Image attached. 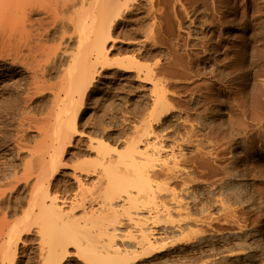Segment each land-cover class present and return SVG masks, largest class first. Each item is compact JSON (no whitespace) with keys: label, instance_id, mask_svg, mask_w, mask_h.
<instances>
[{"label":"rangeland","instance_id":"obj_1","mask_svg":"<svg viewBox=\"0 0 264 264\" xmlns=\"http://www.w3.org/2000/svg\"><path fill=\"white\" fill-rule=\"evenodd\" d=\"M63 1L65 7L54 19L45 12L33 16L43 18L50 32H44V45L35 53L41 61L30 58L33 69L25 64L31 72L14 58L12 48L5 47L9 52L2 48L11 57L0 48V264L42 262L40 232L36 226L27 231L28 227L20 225L26 217L33 221L37 211L33 209L32 214L28 205L36 175L43 169L36 159L31 160L36 148L64 147L59 165L47 158L44 170L53 182L60 183L54 182L60 192H50L65 197L62 207L69 212L70 205L84 194L73 176L80 178L83 188H92L102 174V155L109 153L107 159L112 162L118 157L128 160V147L145 139V133L162 149L161 159L154 160L156 165L180 158L176 170L184 177L179 174L166 180L160 175L154 183L175 190L179 204L186 207L179 208L187 212L177 207L174 210L180 211L169 215L156 212L150 201L149 209L136 214L133 202V209H118L106 216L119 226L111 241L102 232L101 227L107 225L101 218L84 215L87 208L106 214L101 209L105 197L98 189L95 197L99 198L91 207L72 210L75 217H81L77 226L56 227L61 224L54 222L57 225L49 227L55 233L81 229V246L69 244L61 264L104 260L102 264H115L110 254L115 259L117 255L106 251L115 246L122 254L128 251L131 264H264V0H117L113 7L118 6L120 12L110 37L106 35L109 39L103 35L99 41L98 46L104 43L105 49L98 64L93 41L89 44L95 38L91 33L100 30V9L105 5L109 9L114 0H86L84 5L82 0ZM75 17L84 26H78ZM82 50L88 54L83 59ZM76 53L78 63H73ZM79 62H83L81 71ZM121 62L128 64H124L127 70ZM37 77L44 83L38 91ZM77 78L86 81L78 83ZM57 94L62 111L55 102ZM73 111L77 116L74 131L69 124ZM101 141L108 149H98ZM179 155L186 159L184 163ZM78 167L95 171L87 174ZM109 168L117 172L114 164ZM145 196L142 191L137 198L146 201ZM141 231L152 232V244L159 250L139 254L142 251L134 245ZM8 240L11 247L5 250Z\"/></svg>","mask_w":264,"mask_h":264},{"label":"bare ground","instance_id":"obj_2","mask_svg":"<svg viewBox=\"0 0 264 264\" xmlns=\"http://www.w3.org/2000/svg\"><path fill=\"white\" fill-rule=\"evenodd\" d=\"M51 1L52 0H0V13L2 14V15H0V17H4L3 19H2V21H0V40H1V43H0V45H1V50L3 51V53H5L6 55H10V54H7V52H4L7 48H5V47H9V48H12L13 50L12 51H15V54H13V55H16V56H14V58L16 57V58H18L19 59V62L18 63H22V64H27V65H30V64H28V63H30L28 60L31 58V59H33L34 57H35V53L37 52V50H39L40 48H42L43 47V45H44V41L42 42V39H41V37L42 38H44L43 37V34H44V32H46L47 31V29H45V22L46 21H44V19L43 18H39L38 17V19L36 18V19H33V16L35 15V14H39V13H42V12H45V14H47V16H48V18H49V15H50V17H52L53 16V19H54V17H56V15H58L59 13H60V8H61V11H63V9H62V7L64 6V4L65 3H63L62 4V0L60 1L59 0V2L61 3H59L57 0H53L52 1V3H51ZM66 1V0H65ZM65 1H63V2H65ZM76 1V0H75ZM85 1L86 0H82L80 3L81 4H83V2H84V4H85ZM98 1V0H97ZM102 1V0H101ZM108 1V0H107ZM117 0H114L113 2H112V6L110 5V7H109V9H112V8H114L113 7V4H115V2H116ZM51 3V4H49V6H48V3ZM71 2H72V0H71ZM70 2V3H71ZM78 2H79V0H78ZM87 2H88V0H87ZM118 2V1H117ZM89 3V2H88ZM92 2H90V4H91ZM101 3H103V4H105L104 3V1L103 2H101ZM109 3V2H108ZM76 4V3H75ZM78 4V3H77ZM83 4V5H84ZM100 4V3H99ZM103 4H101V6L103 5ZM106 4H107V2H106ZM73 5V4H72ZM71 5V6H72ZM82 5V6H83ZM86 5H88L87 3H86ZM92 5V4H91ZM91 5H88V6H91ZM97 5H98V3H97ZM119 5V4H118ZM121 5V4H120ZM119 5V6H120ZM122 5L123 6H120V7H124V4L122 3ZM69 6V5H68ZM81 6V5H80ZM107 5H105V7H106ZM65 7V6H64ZM93 7V6H92ZM98 7V6H97ZM100 7V6H99ZM101 8L100 9V13L99 12H97V13H99V15L97 14V16H98V24H99V27H100V30L95 34V35H93L92 33H91V35L92 36H95V38H94V40H92V38H91V42L89 43V44H92V41H93V49H94V51H97V53H96V62H95V64L97 63L98 64V62H99V60L97 61V58H99V57H101L102 55H103V52H104V49H105V44L103 43V47L101 48L100 46H98L100 43H99V41H100V39H101V37H103V35H107L108 34V36L110 37V30H111V28H112V26H113V22L115 21V17L117 16L118 17V14H119V12L120 11H117V8H118V6L117 7H115V10L113 9L112 11L110 10V12L109 13H107V11H109V9H108V7H106V8ZM119 7V8H120ZM17 9V11L16 12H11V9ZM66 8H67V6H66ZM69 8H70V6H69ZM75 8V7H74ZM83 8V7H82ZM88 8V7H87ZM89 8H91V7H89ZM93 8H95V7H93ZM99 8H97V10H98ZM102 9H104V11L102 10ZM91 10V9H90ZM96 10V11H97ZM122 10V9H121ZM99 11V10H98ZM93 12V11H92ZM77 13V12H76ZM5 14V15H4ZM120 14H122V13H120ZM4 15V16H3ZM43 15V14H42ZM78 14H75V16H77ZM87 15H88V13H87ZM41 16V15H40ZM79 16H81V15H79ZM119 16H121V15H119ZM42 17V16H41ZM44 17V16H43ZM46 17V16H45ZM44 17V18H45ZM78 17V16H77ZM90 17V16H89ZM48 18H47V20H48ZM72 18H74V17H71L70 18V21L71 20H73ZM79 18V17H78ZM78 18H76L75 17V19H77L78 21V26L80 25V27H81V25H83V24H80L79 22L81 21V19H80V21H79V19ZM93 18V17H92ZM1 19V18H0ZM70 21H68V22H70ZM74 21V20H73ZM49 22H51V21H49ZM54 22H56V21H54ZM72 22V21H71ZM76 22V21H75ZM116 22V21H115ZM81 23H85V20H84V22H81ZM94 23V22H93ZM97 23V22H96ZM52 24H53V21H52ZM74 24V23H73ZM72 23H71V25H73ZM87 24H89V23H87ZM86 24V25H87ZM92 24V23H91ZM48 25V24H47ZM54 25V24H53ZM57 25V24H56ZM55 25V26H56ZM51 26V25H50ZM75 26H77V25H75ZM74 26V27H75ZM84 26V25H83ZM90 26V25H89ZM93 26V25H92ZM47 27V26H46ZM73 27V26H72ZM73 27V28H74ZM86 27V26H85ZM84 27V28H85ZM91 27V26H90ZM54 28V27H53ZM78 28V27H77ZM77 28H75V29H77ZM93 28V27H92ZM16 29H19V32H18V30L16 31ZM74 29V30H75ZM79 29V31H81V30H83V28H81V30H80V28H78ZM77 29V30H78ZM87 29V28H86ZM94 29V28H93ZM89 30V29H88ZM87 30V31H88ZM79 31H78V36H80L81 34L79 33ZM84 31V30H83ZM14 32V33H13ZM17 32V33H16ZM50 32V31H49ZM49 32H46L45 34H47V33H49ZM77 32V31H76ZM75 32V33H76ZM16 33V34H15ZM74 33V34H75ZM85 33H86V31H85ZM88 33V32H87ZM45 34H44V36H45ZM64 34H66L65 32H64ZM63 34V35H64ZM48 35V34H47ZM46 35V36H47ZM87 35V34H86ZM45 36V37H46ZM65 36V35H64ZM104 36V37H105ZM83 37H85V35H83ZM65 38V37H64ZM71 38V37H70ZM90 38V37H89ZM108 37L106 36V39H107ZM47 39V38H46ZM46 39H43V40H46ZM63 39V38H62ZM78 39H80V38H77V40ZM109 39V38H108ZM107 39V40H108ZM60 40H61V38H60ZM76 40V41H77ZM81 40H83V39H81ZM81 40H80V42H81ZM88 40V39H87ZM104 41H106L105 39L103 40V42ZM80 42L78 43V44H80ZM83 42H85V40H83ZM86 43L88 44V42L86 41ZM85 43V44H86ZM61 44V43H60ZM102 44V43H101ZM47 45V44H46ZM3 46H4V49H2L3 48ZM47 47V46H46ZM90 47V46H89ZM8 48V49H9ZM99 48V49H98ZM8 49L6 50V51H8ZM25 49L27 50V52L25 51ZM53 49V48H52ZM87 49V48H86ZM91 49V48H90ZM23 50L25 51V53L23 52ZM45 50V49H44ZM55 50V49H54ZM57 50V49H56ZM2 51H0V52H2ZM11 51V50H10ZM40 51V50H39ZM38 51V52H39ZM48 51V53H49V50H47ZM47 51L45 50V52L47 53ZM52 51V50H51ZM93 51V52H94ZM106 51H107V49H106ZM106 51H105V54H104V56H106ZM9 52V51H8ZM41 52H44V51H41ZM80 52V51H79ZM78 52V53H79ZM2 53V54H3ZM78 53H76V56L74 57L73 55V59H71V60H73L72 62L74 63L77 59H78ZM82 53H83V50H82V52H81V56H82ZM85 53V54H84ZM83 53V56H82V59H83V57L85 56V55H88V54H86V52H84ZM95 53V52H94ZM1 54V53H0ZM42 54V53H41ZM50 54V53H49ZM48 54V55H49ZM52 54V53H51ZM57 54V53H56ZM4 55V54H3ZM43 55V54H42ZM45 55H47V54H45ZM75 55V54H74ZM80 55V54H79ZM9 57H11V55L9 56ZM42 57V56H41ZM49 57H50V55H49ZM80 57V56H79ZM86 57H88V56H86ZM95 57V56H94ZM107 57V56H106ZM15 58V59H16ZM40 57H38V58H36L35 57V60L36 59H39ZM44 58H46L45 56H44ZM44 58H42L43 60L42 61H44ZM72 58V57H71ZM18 59H16L17 61H18ZM103 59V58H102ZM106 59V58H105ZM16 60L14 61V62H16ZM34 60V61H35ZM40 60V59H39ZM75 60V61H74ZM81 60V59H80ZM86 60H87V58H86ZM107 60V59H106ZM106 60H104V61H106ZM13 61V60H12ZM33 61V60H32ZM33 61V62H34ZM41 61V60H40ZM82 61V60H81ZM84 61H85V59H84ZM127 61V60H126ZM13 62V63H14ZM39 62V61H38ZM92 62V61H91ZM94 62V61H93ZM92 62V63H93ZM130 63V61H127V63ZM131 62H132V60H131ZM37 63V62H36ZM43 63V62H42ZM76 63H78V61H76ZM88 63V62H87ZM101 63V62H100ZM128 63V64H129ZM34 64V63H33ZM38 64V63H37ZM40 64V63H39ZM79 64H81L80 62H79ZM78 64V65H79ZM82 64H83V62H82ZM82 64L80 65V66H82ZM94 64V63H93ZM104 64V63H103ZM121 64L123 65V67H125L126 68V66L125 65H128V64H126V62L125 63H123V62H121ZM125 64V65H124ZM131 64V63H130ZM84 65H85V62H84ZM26 66V65H25ZM34 66V65H33ZM47 66H48V64H47ZM27 67V66H26ZM29 67V66H28ZM27 67V68H28ZM30 67L32 68V66L30 65ZM29 67V68H30ZM88 67H90L89 65H88ZM87 67V68H88ZM130 67V66H129ZM31 68H30V72H31ZM40 68V67H39ZM43 68V67H42ZM46 68V67H45ZM81 69H80V71L83 69V66L82 67H80ZM91 68H92V66H91ZM132 68V67H131ZM33 69V68H32ZM37 69H38V67H37ZM84 69H86V67H84ZM89 69V68H88ZM128 69H130V68H128ZM36 70V69H35ZM34 70V71H35ZM38 70H40V69H38ZM90 70V69H89ZM125 70V69H124ZM126 70H127V68H126ZM40 71H42V70H40ZM47 71V70H46ZM83 72V71H82ZM85 72H87V70L85 71ZM85 72H84V74H85ZM79 74H81V75H84L83 73H81V72H79ZM78 74V75H79ZM80 75V76H81ZM91 75V74H90ZM146 75V74H145ZM37 76V75H36ZM147 76H148V78H150L151 79V77H149L150 75H149V72H148V74H147ZM33 77V76H32ZM40 77V76H39ZM36 78V77H35ZM83 77H81V79H82ZM86 78H84V80H85ZM90 79H91V77H90ZM40 80V81H39ZM77 80H79L78 78L76 79V81ZM63 81V80H62ZM86 81V80H85ZM85 81H83V82H85ZM88 81V80H87ZM32 82V81H31ZM34 82H35V90H39L38 88H40V86L42 85V84H44L43 83V80H41L40 78H38L37 77V80L35 79L34 80ZM34 82H32L33 84H34ZM78 83L79 82H82V81H77ZM77 82H75V84L77 85ZM82 82V83H83ZM32 84V85H33ZM80 85H81V83L79 84V88H80ZM44 86V85H43ZM86 87H87V84L85 85ZM76 88V90L78 91V87L76 86V87H74V89ZM81 88H82V85H81ZM45 89V88H44ZM61 89V88H60ZM64 89V88H63ZM29 90V89H28ZM35 90H33V91H35ZM84 90V89H83ZM40 91H42V88H41V90ZM83 92V91H82ZM85 92V91H84ZM56 93H58V91L56 92ZM79 93H81V90L79 91ZM31 94V93H30ZM37 94V93H36ZM27 95V94H26ZM30 96V95H29ZM57 97H55V98H57L58 99V94L56 95ZM60 98V97H59ZM56 99V101L55 102H57V108L59 109V107H60V103H58V101H59V99L57 100ZM60 102H61V100H60ZM160 102H161V100H160ZM159 102V103H160ZM164 102V101H163ZM156 103V102H155ZM158 103V102H157ZM161 104V103H160ZM160 104H159V106H160ZM163 104V103H162ZM55 105H56V103H55ZM63 104H61V106H62ZM158 106V105H157ZM61 108V107H60ZM62 109L63 108H61L60 110L62 111ZM157 109V108H156ZM59 110V111H60ZM61 113L62 112H60L59 113V116L61 115ZM74 114V111H73V113L70 115V120H71V123L69 122V124H71V127H70V125H69V127L71 128V130H76V118H77V116L74 114V116H72ZM58 116V118H61V117H59ZM73 118H72V117ZM69 119V118H68ZM69 120V121H70ZM189 132V131H188ZM190 133V132H189ZM149 134L148 133H145L144 134V137H145V139L143 138V139H140V140H138L137 141V143H133V144H131L129 147H128V160H125V159H122V158H120V157H118V159L117 160H115L114 162H112L110 159H107V157H108V155H109V153H105V154H103L102 155V161L100 160V162H102L101 163V165H102V174H101V177H99V183L96 185L95 183H94V185H92L93 187L92 188H83L82 187V185L83 184H81V180H80V178L78 177V176H73V178L74 179H76L77 181H78V185H79V188H81L83 191H84V194H85V196H84V194L82 195V197H81V199H80V201H78V202H75V203H72L71 205H70V211L69 212H66L65 210L67 209H65V207L63 208L62 207V204H63V206L66 204L65 203V201H66V199H65V197H63V198H61L59 195H57L56 193V195H54V194H51V192L50 191H58L59 189V185H60V183H57L56 181H54V182H56L57 184H59V185H57L56 183H54L50 178H52V177H47L46 176V174H45V170H44V167H45V162H46V160H47V158H49V159H51L52 161H55V166H58L59 164H58V161L60 162V159L62 158L61 156L63 155V153H65L64 152V150L62 149V148H64V147H61V148H56V149H53V150H43V149H35L30 155H31V160H33V159H36V162H38V163H40V165L42 166V170L36 175V179H35V183H33V186H32V190H31V193H30V201H28L27 203H28V205H29V207H30V211L32 212V211H35V210H37L36 211V214H35V212H34V214H33V212H32V216H33V221H29L30 219L29 218H27L26 217V219H29V220H26V219H24V221L22 220V221H20V223H23V224H20L21 225V227H28L27 228V231L28 230H30V226H36V228L39 230H37L36 229V231L37 232H40V246H41V251H40V255H41V260H42V262H41V264H61V262H62V258H64L63 256H64V254L66 253V254H68L67 253V251H66V247L69 245V244H72L73 246H76L77 248H79L78 246L81 244V241H83V240H81V239H83V238H81V237H78L80 234H79V230L81 231V229H77L76 230V228L75 227H72L71 229H69V230H66V231H63V232H54L52 229H50L49 227H53V226H56L57 224H61V225H57L56 227H62V226H68V225H70L71 223H73L74 224V226H77V224H79V219L81 218V217H75L74 216V213L72 212V210L73 209H76V208H79V207H81V208H87V207H91L92 206V202H94L95 200H97L98 198H99V196H97V197H95V193H96V190H100V192H102V194H103V197H105V199L103 198L102 200H101V203H102V207H101V209H102V211L104 210V212H105V210L107 211L106 212V214L104 213V214H102L101 215V210L100 209H98V210H95V209H93V211H91V212H89V211H87V209H85L86 211H84L85 212V216H86V214L88 215V214H90L91 216H96L95 218H101L100 219V222L101 221H104V223L102 222V224H104V225H107L106 227H101L104 231H102V229H100V231H102V232H105L106 233V235H108V237H109V235H110V237L111 236H117V234L116 233H118L119 231H117V230H119L118 229V227L119 226H117L116 224H117V221L115 222L114 220H111V219H106L107 217L106 216H108V214L109 213H112V212H114V211H118V209L119 210H123L124 211V209L126 210L127 209V207H129V209H131L132 207H133V202L135 203V207H134V210H136L137 208V211H136V214L137 213H140L141 211H146L147 209H149V207L151 206V204L150 203H148V202H150V201H152V204H154L153 205V209L156 211V212H164V213H166V214H172V212H173V210H174V208H179V207H182L183 206V204H182V202L180 201V203L181 204H179V200H177V199H179L178 197L179 196H177L175 193H176V191L174 190L173 191V189H168L167 187H169V186H164V185H162V184H160V183H154V178H158V177H160V175L161 176H164V178L167 180V179H169V180H171V179H175V178H177L178 176L177 175H179L180 174V172H181V170L179 171V174H178V172H177V170H176V167L178 168L179 166H178V164H180L179 163V160H180V158L179 157H181L180 155H179V160L177 161L176 159H175V161L173 160V163H162L163 165L161 166V165H156L155 163H154V160H157L158 161V159L160 158V156H161V152H162V149L160 148V147H158V145H156L157 143H155V142H153L154 140H151V138H150V136H148ZM191 137V136H190ZM191 139V138H190ZM103 141H101L100 143L98 142V144L100 145H98V149H108L107 148V145L105 144V145H103V143H102ZM193 142V141H192ZM160 146V145H159ZM130 148V149H129ZM164 152V151H163ZM172 152V151H171ZM107 154V155H106ZM165 154V153H164ZM163 155V154H162ZM173 155H174V153H173ZM184 155V154H183ZM166 157H168V159H170V155L169 156H166ZM164 158V157H163ZM174 158H176V157H174ZM161 159V158H160ZM168 159H167V161H168ZM172 159H173V157H172ZM182 159H183V161H182ZM163 160V159H162ZM165 160V159H164ZM171 160V159H170ZM169 160V162H171ZM186 160V159H185ZM184 158H182L181 157V161L184 163ZM188 161H186V163H187ZM61 164V163H60ZM112 164H114L115 166H116V169H117V172L116 171H113V170H111V168H109L110 167V165H112ZM160 164V163H159ZM156 166H160L158 169L159 170H156ZM130 167H131V169H130ZM79 168V167H78ZM83 168V167H82ZM81 168V170H80V168L78 169L80 172H83V173H87V174H89V173H92V172H94L95 170H89V168H83L82 169ZM108 168H109V172H108V174L109 175H107V170H108ZM180 169V168H179ZM186 172V171H185ZM188 173V172H187ZM182 174H185V173H182ZM181 175V174H180ZM186 175H189V173L188 174H186ZM50 176H53V174H51ZM182 177H184L183 175H181ZM181 176H179V177H181ZM187 176H186V180H187ZM184 179V180H185ZM190 179H191V177H190ZM77 181H76V183H77ZM105 183V185L104 186H102L103 184ZM157 184V185H156ZM165 184V183H164ZM226 184V183H225ZM63 185V184H62ZM220 185V184H219ZM230 185V184H229ZM59 186V187H58ZM102 186V187H101ZM223 187H224V184L222 185ZM220 187V186H219ZM227 187V186H226ZM226 187H224V188H226ZM63 188H64V186H63ZM102 190H101V189ZM221 189H222V187H220ZM229 188V187H228ZM231 188V187H230ZM60 189H62V188H60ZM98 190V191H99ZM64 191V190H63ZM82 191V192H83ZM142 191H144L145 192V194H146V196H145V200L146 201H141L140 200V197H138L137 198V196H140V193L142 192ZM59 192H60V190H59ZM99 192V193H100ZM162 192H164V194H161ZM53 193V192H52ZM58 193V192H57ZM61 195V194H60ZM101 196V195H100ZM177 196V197H176ZM102 197V196H101ZM100 197V198H101ZM160 198V200H158V201H156L157 199H159ZM169 198V199H168ZM140 200V201H139ZM154 202V203H153ZM171 202L172 203H174V204H176V206H173V204L172 205H170L171 204ZM132 203V204H131ZM147 203H148V205L150 204V206L148 207V205H147ZM87 204H89L88 206H86ZM180 205H182V206H180ZM188 207V206H187ZM105 208V209H104ZM183 208H186V207H184L183 206ZM33 209H35V210H33ZM133 209V208H132ZM179 209H181V208H179ZM179 209H176V211L174 210V212H177V211H180ZM100 210V211H99ZM121 210V211H122ZM152 210V209H151ZM153 210V211H154ZM182 210V209H181ZM186 209H183L182 211L184 212ZM188 210V209H187ZM187 210H186V212H187ZM97 211H99L100 212V214L97 212ZM29 212V211H28ZM97 212V213H96ZM149 212H151L150 210H149ZM27 214V216L29 215L28 213H26ZM96 214V215H95ZM99 214V215H98ZM180 214V213H179ZM188 214H189V212H188ZM98 215V216H97ZM167 217V216H166ZM32 218V217H31ZM91 218V217H90ZM89 218V219H90ZM93 218V217H92ZM95 218H93V219H95ZM167 218H169V217H167ZM132 219V218H131ZM85 220V222H86V219H84ZM91 220V219H90ZM136 220V219H135ZM139 221V222H138ZM138 223L140 224L141 223V220H139L138 219ZM25 222V223H24ZM54 222H60V223H54ZM84 222V223H85ZM136 222V221H135ZM53 223V224H52ZM70 223V224H69ZM90 223V222H89ZM52 224V225H51ZM55 224V225H54ZM73 224H71V225H73ZM76 224V225H75ZM19 225V224H18ZM23 225V226H22ZM153 227V226H152ZM74 228H75V230H74ZM77 228H80V227H77ZM98 228H100V227H98ZM32 229H33V227H32ZM143 229V228H142ZM141 229V230H142ZM149 230H150V228H148ZM23 231H24V229H22ZM22 230H21V232H22ZM83 230V229H82ZM34 231V230H33ZM98 232L99 234L101 233V232ZM116 231V232H115ZM143 231V230H142ZM142 231L140 232V234L142 233ZM151 231V230H150ZM147 232V231H146ZM146 232H143L142 234H141V236H140V240L139 241H137L136 243H135V247L138 249V252L141 250L142 252H139V254L141 253V255L143 254V255H149L151 252L153 253L155 250H159V249H156V246L154 247L153 246V244H152V241H151V238H150V234L152 233H146ZM105 233H103V234H105ZM120 234V233H119ZM101 235H102V233H101ZM152 235V234H151ZM81 236V235H80ZM113 236V237H114ZM119 236V235H118ZM121 236V235H120ZM153 236V235H152ZM110 237H109V239H110ZM128 237V236H127ZM126 237V238H127ZM81 238V239H80ZM85 239V238H84ZM111 241H112V237H111V239H110ZM113 240H115V239H113ZM129 241V240H128ZM9 243V240L7 241V244H5V245H7L8 246V248L7 249H5V250H8L10 247H11V244H8ZM110 243H112V242H110ZM114 243V242H113ZM126 244V243H125ZM110 244H108V247H110L109 246ZM81 246V245H80ZM115 246V245H114ZM130 246V245H129ZM133 246V247H134ZM83 247V246H82ZM103 247V246H102ZM108 247H107V249H108ZM112 247V246H111ZM5 248V247H4ZM113 247L112 248H110V250H106V251H109V252H111V253H113L114 252V254H116L117 256H116V258L117 259H115V257L113 256V255H111L110 254V257L112 256V258L114 259V262H115V264H131L130 262H132V260H130L129 261V253H128V251L126 252V250L124 251L125 253L124 254H122L123 253V251H121L120 249H118L116 246H115V248L113 249ZM130 249V248H129ZM133 249V248H132ZM148 249V250H147ZM65 250V251H64ZM79 251H81L82 249H81V247H80V249H78ZM135 250V249H134ZM104 251H105V248H104ZM104 251H102V252H104ZM63 252H64V254H63ZM108 252V253H109ZM132 252V251H131ZM130 252V253H131ZM104 253H106L107 255H108V253L107 252H104ZM65 254V255H66ZM96 254V253H95ZM134 254V253H133ZM137 254V253H136ZM138 254V255H139ZM98 256L99 255H101V256H99V257H102V254H97ZM108 256H105V258L107 259V260H109L108 258H107ZM130 257H131V255H130ZM134 256H132V258H133ZM138 257V256H137ZM139 257H141V256H139ZM138 257V258H139ZM79 258V257H78ZM135 258V257H134ZM141 258H143V257H141ZM131 259V258H130ZM89 260V259H88ZM91 260V259H90ZM96 260V259H95ZM99 260V259H98ZM100 260H102V259H100ZM112 260V259H111ZM136 260V259H135ZM104 261H106V260H104ZM104 261H102V262H104ZM89 262H93V264H94V261H89ZM97 261H95V264H102V262H100V263H96Z\"/></svg>","mask_w":264,"mask_h":264}]
</instances>
